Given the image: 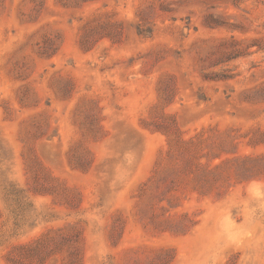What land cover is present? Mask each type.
Here are the masks:
<instances>
[{
  "label": "rangeland",
  "instance_id": "obj_1",
  "mask_svg": "<svg viewBox=\"0 0 264 264\" xmlns=\"http://www.w3.org/2000/svg\"><path fill=\"white\" fill-rule=\"evenodd\" d=\"M0 264H264V0H0Z\"/></svg>",
  "mask_w": 264,
  "mask_h": 264
}]
</instances>
